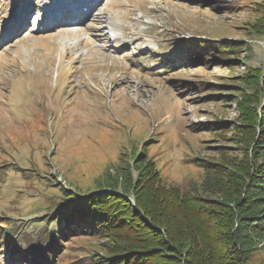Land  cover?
Wrapping results in <instances>:
<instances>
[{"label": "rangeland", "instance_id": "1", "mask_svg": "<svg viewBox=\"0 0 264 264\" xmlns=\"http://www.w3.org/2000/svg\"><path fill=\"white\" fill-rule=\"evenodd\" d=\"M28 1L0 0V264L114 255L125 241L105 232L59 237L54 254L44 234L58 230L73 193L109 199L112 183L130 186V168L143 187L149 161L159 171L149 187L193 192L216 209V177L258 140L243 100L244 77L264 68V0H100L96 19L46 18L39 29L36 15L58 0H30L25 26L4 36ZM254 188L247 211L263 216L264 186ZM252 244L246 264H264V239Z\"/></svg>", "mask_w": 264, "mask_h": 264}, {"label": "trees", "instance_id": "2", "mask_svg": "<svg viewBox=\"0 0 264 264\" xmlns=\"http://www.w3.org/2000/svg\"><path fill=\"white\" fill-rule=\"evenodd\" d=\"M260 25L262 34L264 22L258 24L257 30ZM244 79L248 93L243 101L254 104L246 108L245 121L258 133V140L249 141L252 155L242 166L216 177L214 186L222 198L213 202L216 209L193 192L149 187V182L159 175L155 163L149 161L147 168L153 177L148 178L143 187L142 171L138 169L140 173L134 180L130 168V186L124 184L118 188L112 183L109 199L95 190L70 196L66 189L70 197L62 203L64 208L58 211L57 217L62 223L58 230L44 234L49 241L46 248H52L54 254L55 246L62 245L59 243L62 237L81 232L94 235L105 232L125 241L126 246L115 245L114 255L100 260V264H183L187 260V264H246L247 252L254 248L252 241L258 237L264 239V215L248 212L243 195L245 191H254V187L264 186V169L259 168V156L264 155V124L258 121L260 117L264 122V111L263 115H258V105L264 100V68L250 70ZM183 252H187L190 259L182 257ZM58 260L57 264H62V257Z\"/></svg>", "mask_w": 264, "mask_h": 264}, {"label": "bare ground", "instance_id": "3", "mask_svg": "<svg viewBox=\"0 0 264 264\" xmlns=\"http://www.w3.org/2000/svg\"><path fill=\"white\" fill-rule=\"evenodd\" d=\"M99 1L100 0H58L55 3L51 2L47 5L51 6L52 9H48L47 11H45V14L40 13L39 15H36L35 26L38 24L37 26L39 29L40 23L44 22L46 18L48 20V18L54 19L62 17L61 20L69 18L75 21H82L86 17L92 16V19H96L98 14H92V10ZM31 11L32 4L29 0L27 3H25V8H23L21 14L14 19L12 26L9 29H4L3 35L9 36L18 31L19 29H22L25 26V19L27 18L28 13H30ZM47 22L46 24H48ZM52 23H54V20L52 21ZM114 27L115 26L113 25V23L111 21H108L102 31L107 32Z\"/></svg>", "mask_w": 264, "mask_h": 264}]
</instances>
